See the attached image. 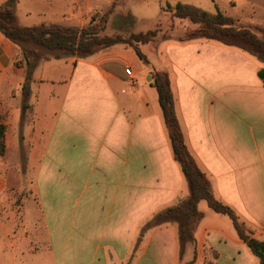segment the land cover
<instances>
[{
    "label": "crops",
    "instance_id": "0c3cea01",
    "mask_svg": "<svg viewBox=\"0 0 264 264\" xmlns=\"http://www.w3.org/2000/svg\"><path fill=\"white\" fill-rule=\"evenodd\" d=\"M114 1L18 0L16 15L25 27H86ZM125 1L137 32L182 4L264 37V0ZM143 51L150 66L125 46L41 60L24 110L22 50L0 33V249H12L14 264H260L206 202L182 255L176 221L150 224L190 195L151 72H168L185 142L215 197L264 241V64L211 40Z\"/></svg>",
    "mask_w": 264,
    "mask_h": 264
},
{
    "label": "trees",
    "instance_id": "16d2710c",
    "mask_svg": "<svg viewBox=\"0 0 264 264\" xmlns=\"http://www.w3.org/2000/svg\"><path fill=\"white\" fill-rule=\"evenodd\" d=\"M122 1L115 0L112 5L116 6ZM17 2L18 0H9L5 5L0 6V33L22 50L28 72L27 82L23 86L24 110L27 109L26 101L30 94L28 82L41 60L65 57L86 58L114 46H125L131 48L145 66H150V60L143 48L145 46L156 47L160 41L169 40L168 37L159 39L161 32L157 30L131 33L128 38L122 35L101 36L99 31H102L103 26L95 18H92L86 27H63L59 25L25 27L20 25L17 19ZM174 15L180 19H189L192 23L202 26L200 32L189 34L180 42L216 41L228 47L238 48L256 57L264 64V40L253 29L237 25L235 20L226 17L219 11L216 15H211L188 5H176ZM130 16L134 17L133 15ZM104 20L105 18L101 22ZM162 20L163 17L158 19L155 25ZM125 71L128 75L127 70ZM259 75L264 81V67ZM151 76L152 85L158 93L159 104L168 129L173 153L188 181L190 195L176 206L161 212L150 224L161 225L176 221L179 226L182 255L187 244L195 242L196 230L204 218L203 212L199 209V204L206 202L213 211L231 219L239 238L247 244L252 254L259 259L260 264H264V241L257 239L254 232L245 227L238 215L215 197L211 182L189 152L177 117L175 98L168 72L152 69ZM5 152L4 126L0 125L1 156Z\"/></svg>",
    "mask_w": 264,
    "mask_h": 264
},
{
    "label": "rangeland",
    "instance_id": "374dc122",
    "mask_svg": "<svg viewBox=\"0 0 264 264\" xmlns=\"http://www.w3.org/2000/svg\"><path fill=\"white\" fill-rule=\"evenodd\" d=\"M126 1L123 0L121 3L116 6L111 5L109 8L97 12L92 18H95L98 23H101L103 26L102 31L100 30V35H109L116 36L122 35L125 38H128L131 33H138L135 30L136 19L131 17L132 15L129 12H126ZM128 3L134 4L133 0H130ZM114 4V2H113ZM175 7L166 6L164 11L163 20L154 25L153 29L157 30L160 33L159 39L162 37H168L170 40L182 41L184 37L189 34H194L200 32L202 26L200 24H194L189 19H180L175 17ZM105 18L104 21L101 20ZM92 20V19H91ZM236 22V21H235ZM237 25L248 27L246 25L239 24ZM88 26V25H87ZM250 28V27H249ZM252 29V28H251ZM261 37V36H260ZM264 40V37H261ZM46 54L45 52H43ZM247 229V226H245ZM251 230V229H250ZM35 245V244H34ZM0 249V264H14L13 253L11 248ZM37 259H36V258ZM41 258V257H40ZM37 256L31 257V262L26 264H52L49 262L47 257L40 259ZM40 260V262H38ZM18 264H23L20 259H18Z\"/></svg>",
    "mask_w": 264,
    "mask_h": 264
}]
</instances>
